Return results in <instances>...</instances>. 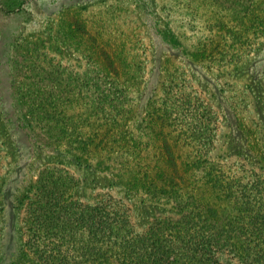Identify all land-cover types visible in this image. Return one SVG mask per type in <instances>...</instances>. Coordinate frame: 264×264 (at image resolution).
<instances>
[{
	"label": "trees",
	"instance_id": "1",
	"mask_svg": "<svg viewBox=\"0 0 264 264\" xmlns=\"http://www.w3.org/2000/svg\"><path fill=\"white\" fill-rule=\"evenodd\" d=\"M160 49L156 42L149 69L140 55L92 50L74 72L82 80L73 98L25 103L36 127L107 161L125 186L161 201L160 210L140 223L110 186L79 197L76 170L46 163L21 207L30 256L22 264H264V135L256 159L223 149L221 113L190 77L164 72ZM136 67L147 105L140 138L123 143L116 130L132 115ZM158 82L163 93L148 101ZM21 90L38 96L43 89ZM6 157L0 139V177Z\"/></svg>",
	"mask_w": 264,
	"mask_h": 264
},
{
	"label": "rangeland",
	"instance_id": "2",
	"mask_svg": "<svg viewBox=\"0 0 264 264\" xmlns=\"http://www.w3.org/2000/svg\"><path fill=\"white\" fill-rule=\"evenodd\" d=\"M156 42L164 72L190 77L221 113L223 149L240 161L256 159L264 135V0H0V139L7 153L0 177V264L30 259L21 207L46 163L62 161L76 170L79 197L110 186L136 208L140 223L160 210L161 201L125 186L107 161L36 127L25 105L73 98L82 80L74 72L92 50L140 55L149 69ZM139 80L129 82L131 118L116 130L123 143L140 138L147 98L141 99ZM159 85L148 101L159 99ZM20 87L43 90L37 96Z\"/></svg>",
	"mask_w": 264,
	"mask_h": 264
}]
</instances>
